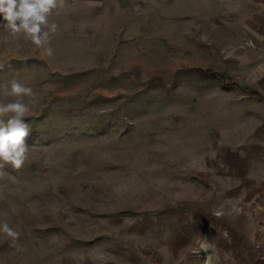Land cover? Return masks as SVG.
Returning <instances> with one entry per match:
<instances>
[{
	"label": "rangeland",
	"instance_id": "1",
	"mask_svg": "<svg viewBox=\"0 0 264 264\" xmlns=\"http://www.w3.org/2000/svg\"><path fill=\"white\" fill-rule=\"evenodd\" d=\"M49 21L43 59L0 30V96L15 79L38 101L25 163L0 170L17 233L0 232V264L264 259L206 221L227 207L230 151L264 118V0H70Z\"/></svg>",
	"mask_w": 264,
	"mask_h": 264
},
{
	"label": "clouds",
	"instance_id": "2",
	"mask_svg": "<svg viewBox=\"0 0 264 264\" xmlns=\"http://www.w3.org/2000/svg\"><path fill=\"white\" fill-rule=\"evenodd\" d=\"M65 0H0V30L16 39L30 41L40 52V58L51 57L53 49L50 33L57 31V24L50 22L54 10L61 9ZM4 67L0 64V69ZM10 97L11 99H5ZM38 103L33 89L13 79L10 88L0 96V170L6 165L19 169L27 159V138L30 127L26 122L32 108ZM0 232L15 238L17 233L7 220H0ZM209 253L214 245L204 238L200 244ZM204 264H212L209 254Z\"/></svg>",
	"mask_w": 264,
	"mask_h": 264
},
{
	"label": "crops",
	"instance_id": "3",
	"mask_svg": "<svg viewBox=\"0 0 264 264\" xmlns=\"http://www.w3.org/2000/svg\"><path fill=\"white\" fill-rule=\"evenodd\" d=\"M69 3L70 0L64 2ZM230 154V174L227 178L231 184L223 192L229 196L227 207L215 211L210 218L206 216V221L212 220L211 225L224 221L234 229L235 240L243 245H251L252 240L256 241L260 246L258 251L264 254V118L256 125L254 132L239 142L237 149L230 151ZM171 232L177 236V229ZM255 264H264V259Z\"/></svg>",
	"mask_w": 264,
	"mask_h": 264
},
{
	"label": "trees",
	"instance_id": "4",
	"mask_svg": "<svg viewBox=\"0 0 264 264\" xmlns=\"http://www.w3.org/2000/svg\"><path fill=\"white\" fill-rule=\"evenodd\" d=\"M205 74H208L210 76H214V74L211 73V72H208V73L206 72ZM245 90L252 96L260 97V94L257 91H255V90H252V89H245Z\"/></svg>",
	"mask_w": 264,
	"mask_h": 264
}]
</instances>
